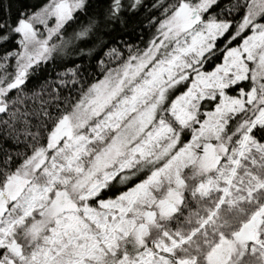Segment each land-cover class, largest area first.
<instances>
[{
  "label": "snow or ice",
  "instance_id": "1",
  "mask_svg": "<svg viewBox=\"0 0 264 264\" xmlns=\"http://www.w3.org/2000/svg\"><path fill=\"white\" fill-rule=\"evenodd\" d=\"M142 6L0 3L4 135L29 124L20 105L42 63ZM218 7L157 0L152 37L125 42L126 54L107 47L117 64L102 78L79 80L74 64L45 82L82 88L70 111L45 110L26 132L30 154L0 170V264H264V0ZM77 12L87 23L66 39Z\"/></svg>",
  "mask_w": 264,
  "mask_h": 264
},
{
  "label": "trees",
  "instance_id": "2",
  "mask_svg": "<svg viewBox=\"0 0 264 264\" xmlns=\"http://www.w3.org/2000/svg\"><path fill=\"white\" fill-rule=\"evenodd\" d=\"M23 2L29 6H40L46 3L47 0H14V3ZM92 8L89 9L91 13L93 9H98L106 3V0H90ZM157 0H142L145 6L140 7L135 13H124V24L121 25L117 22L111 29H105L102 34L94 33L88 37L80 40L73 39L72 43L67 47L65 53L55 56L48 62L41 64V70L34 75H30L26 81L29 98L24 105H20L21 111H29L27 120L29 124L25 125L23 120L25 117H20L15 123L13 131L12 128L8 129V135H4L5 125L0 123V170H5L8 167L15 170L31 152L29 145L33 142L30 135L26 132L37 131L36 125H39L47 120L44 115L46 110L52 114H58L61 110L70 111L71 105L80 95L82 85L71 82L64 87H59L56 84L51 87L45 86L46 81H54L57 79V73L64 71L67 68L73 67L74 64L81 65L78 76L79 80L87 81V83L95 82L102 78V71H106L108 67H115L117 61L113 60L108 63V58L104 57V52L107 47L115 44L116 47L123 49L124 54L127 53L125 42L128 45L144 47L145 43L152 37L155 32L154 28L149 27V21L156 23L152 18L156 17L157 20L161 17L162 9L157 10L152 8V4ZM165 3H173L174 0H164ZM0 3L7 4L9 0H0ZM232 3V0H218L219 7L215 8L216 12L224 9V14H227V6ZM15 14V6L13 8ZM77 19L75 22H69L66 26L67 32L65 38L67 39L71 34L79 30L83 23H87V17L82 12L74 14ZM102 35L105 47L102 48L97 43L99 36ZM114 38V39H113ZM91 50V51H90ZM104 57L105 65L103 70L98 64V61ZM219 62L218 59H213L205 64L206 69H210L215 63ZM9 71L13 69L9 68ZM64 78V77H61ZM53 89H55L53 91ZM32 92L38 95L32 98ZM7 114L0 113V121L7 120ZM9 123H12L9 121ZM50 127V125H48ZM43 131V129H41ZM10 157L8 165L4 164V160Z\"/></svg>",
  "mask_w": 264,
  "mask_h": 264
},
{
  "label": "rangeland",
  "instance_id": "3",
  "mask_svg": "<svg viewBox=\"0 0 264 264\" xmlns=\"http://www.w3.org/2000/svg\"><path fill=\"white\" fill-rule=\"evenodd\" d=\"M52 22H54V21H52ZM42 30V29H41ZM117 187H121L119 184H117Z\"/></svg>",
  "mask_w": 264,
  "mask_h": 264
}]
</instances>
